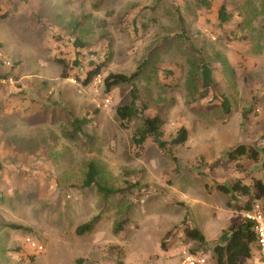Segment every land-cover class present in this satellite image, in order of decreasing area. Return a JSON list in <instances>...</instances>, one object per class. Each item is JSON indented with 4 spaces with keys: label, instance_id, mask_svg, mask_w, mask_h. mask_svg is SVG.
Wrapping results in <instances>:
<instances>
[{
    "label": "rangeland",
    "instance_id": "374dc122",
    "mask_svg": "<svg viewBox=\"0 0 264 264\" xmlns=\"http://www.w3.org/2000/svg\"><path fill=\"white\" fill-rule=\"evenodd\" d=\"M209 1L0 0V264L213 261L216 233L229 231L226 202L244 200L214 188L231 186L236 168L264 180V0ZM77 38L85 63L111 59L88 86L75 69L64 79L56 62L73 61ZM139 68L133 85L106 91L110 73ZM133 87L138 116L122 121L117 108L130 103ZM154 116L164 141L181 127L188 141L168 144L170 152L153 137L138 145L141 119ZM72 117L92 121L87 136L72 135ZM241 143L256 147L260 161H229ZM91 162L97 182L113 191L107 197L83 186ZM250 188L254 197L253 181ZM190 228L205 244L187 237Z\"/></svg>",
    "mask_w": 264,
    "mask_h": 264
},
{
    "label": "trees",
    "instance_id": "16d2710c",
    "mask_svg": "<svg viewBox=\"0 0 264 264\" xmlns=\"http://www.w3.org/2000/svg\"><path fill=\"white\" fill-rule=\"evenodd\" d=\"M198 5L208 8L210 6L209 0H196ZM96 10L100 9L99 5L94 6ZM229 13L226 10L225 4H222L219 8L218 19L221 23H226L229 20ZM4 19V15L0 16V21ZM76 57L72 62L64 61L61 58H56V62L62 67V77L68 79L71 77L70 71L72 69L76 70L74 75L75 80L83 86H88L94 78L102 74L105 67L108 66L110 62V55L100 59L99 61L93 60V62L85 63L83 50L86 48V44L80 39H75L73 42ZM142 68L137 69L134 73L127 75L124 73H110L104 78V86L106 91L110 92L114 88L122 85H133V83L141 76ZM203 75V88L208 90L213 85L212 70L209 64L204 63L202 66ZM6 76L0 74V79H4ZM222 107L225 114L229 115L231 113V107L226 98H222ZM138 89L133 87L131 91V101L129 104L121 105L117 108V114L120 120L128 121L136 118L138 116ZM71 126L73 129L72 135L87 134L83 131V127L90 125L92 123L88 118H71ZM141 126L135 132V142L138 145H143L149 137H153L154 141L158 144L159 149L168 152L170 145H184L188 141V130L185 127H181L176 136L170 141H164L162 126L163 121L159 116L145 117L141 119ZM170 152V151H169ZM260 157V151L249 144L241 143L236 145L234 148L228 151L227 159L231 162H238L242 158H249L253 161H258ZM226 166V165H225ZM97 169L94 163L88 165V172L83 186L85 188L97 187L99 193L103 194L105 197L113 193L112 190L100 185L97 182ZM253 185L257 190L254 197H251L244 205L234 204L233 202H228V207L233 208L238 211H250L253 208V203L255 200H263L264 209V182L261 180H254ZM218 191L226 194H244L251 195L250 186L243 185V183L238 180L231 186L226 184H217L215 187ZM97 218L92 221L80 225L76 232L79 235H83L93 229L94 223ZM12 228L19 229V226H11ZM118 230V229H117ZM185 233L189 239L196 240L200 243L205 244L206 240L203 234L197 229H186ZM256 243V234L254 231V222L248 218H245L237 223H235L229 231H224L219 238V243L214 247V253L217 257V264H242V257H250L252 245ZM164 246V245H163ZM164 249V248H163ZM166 249V248H165ZM123 264V263H119Z\"/></svg>",
    "mask_w": 264,
    "mask_h": 264
},
{
    "label": "crops",
    "instance_id": "0c3cea01",
    "mask_svg": "<svg viewBox=\"0 0 264 264\" xmlns=\"http://www.w3.org/2000/svg\"><path fill=\"white\" fill-rule=\"evenodd\" d=\"M260 158H261V155H260L259 159ZM258 161H260V160H258ZM254 162H257V161H254ZM231 167H233V166H231ZM235 168L236 167L234 166V168L232 170H234ZM234 171L236 173V175H234V179L236 180L234 183H236L238 180H240L243 183V185L250 186L251 185V181H254L255 179L256 180H261V181L264 182L263 179H259L255 175H253L255 177V178H253L254 180H251L250 179L251 177H249V180L250 181H248V179H246L245 176H243L241 174L242 172L239 171L237 168ZM214 189L217 190L216 188H214ZM251 193H252V191H251ZM236 195H240V196H243L244 197L243 202L242 203H239V205H244L252 197V194L251 195H244V194H238V193H236ZM227 204H228V202H226V207H227V210L228 211L223 216V221L227 224V227L226 228H229L230 229L235 223H237V222H239V221L247 218V214L248 213H251L256 205L259 204L261 207H263V200L262 199L255 200L254 203H253V208L250 211H238V210H235L233 208H229ZM215 220H218V219L215 218ZM224 231H227V229H221V231L219 233H216V237L213 240L214 242H216V243H214V245L212 247L213 261H207V260L204 259L205 260V263L204 264H217V257H216V255L214 253V247L219 243V238H220V236L222 235V233ZM251 248H252V250H251V256L250 257H242L241 258V263L242 264H245L244 261L246 259L250 262V264H259V251H258V246L256 245V243H254ZM201 259H203V257Z\"/></svg>",
    "mask_w": 264,
    "mask_h": 264
},
{
    "label": "built area",
    "instance_id": "2783aa9c",
    "mask_svg": "<svg viewBox=\"0 0 264 264\" xmlns=\"http://www.w3.org/2000/svg\"><path fill=\"white\" fill-rule=\"evenodd\" d=\"M247 218L254 222V231L256 234V245L259 251V264H264V209L259 204L256 205L251 213L247 214ZM38 251L42 250L41 246L33 244ZM204 259L190 257L184 264H204Z\"/></svg>",
    "mask_w": 264,
    "mask_h": 264
}]
</instances>
